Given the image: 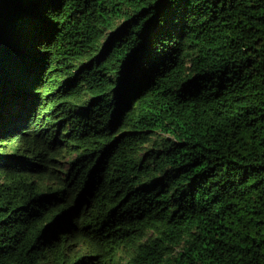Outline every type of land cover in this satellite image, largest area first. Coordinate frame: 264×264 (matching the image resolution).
Masks as SVG:
<instances>
[{
  "label": "trees",
  "instance_id": "trees-1",
  "mask_svg": "<svg viewBox=\"0 0 264 264\" xmlns=\"http://www.w3.org/2000/svg\"><path fill=\"white\" fill-rule=\"evenodd\" d=\"M120 242L264 264V0H0V264Z\"/></svg>",
  "mask_w": 264,
  "mask_h": 264
},
{
  "label": "rangeland",
  "instance_id": "rangeland-1",
  "mask_svg": "<svg viewBox=\"0 0 264 264\" xmlns=\"http://www.w3.org/2000/svg\"><path fill=\"white\" fill-rule=\"evenodd\" d=\"M12 138H16V135H14ZM75 237L77 236L71 234V238L68 239L71 245L68 246L67 249H65V252L70 260L83 256L84 254L87 253L88 246L83 244L82 241L78 242V240ZM111 246L115 247L116 249L115 253L118 252V254L114 255L113 252H111L110 247L107 246L104 249V253H103V254L107 253V256L105 257L103 264H117V259L118 256L120 255L119 253L124 251V245L121 242L117 244H113Z\"/></svg>",
  "mask_w": 264,
  "mask_h": 264
}]
</instances>
